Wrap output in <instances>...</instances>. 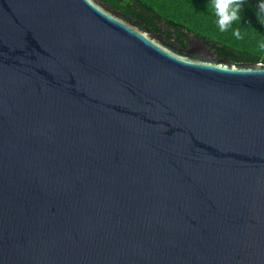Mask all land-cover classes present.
<instances>
[{"label":"water","instance_id":"95a60500","mask_svg":"<svg viewBox=\"0 0 264 264\" xmlns=\"http://www.w3.org/2000/svg\"><path fill=\"white\" fill-rule=\"evenodd\" d=\"M188 42L0 0V264H264V65Z\"/></svg>","mask_w":264,"mask_h":264},{"label":"trees","instance_id":"16d2710c","mask_svg":"<svg viewBox=\"0 0 264 264\" xmlns=\"http://www.w3.org/2000/svg\"><path fill=\"white\" fill-rule=\"evenodd\" d=\"M99 1L181 47L186 48L189 39H198L212 50L216 59L264 65V24L257 20L258 0H238L239 18L225 31L217 26L209 7L211 0Z\"/></svg>","mask_w":264,"mask_h":264},{"label":"clouds","instance_id":"9594fccd","mask_svg":"<svg viewBox=\"0 0 264 264\" xmlns=\"http://www.w3.org/2000/svg\"><path fill=\"white\" fill-rule=\"evenodd\" d=\"M209 7L216 17L220 31L227 30L239 18L240 4L238 0H211ZM257 20L264 24V0H258ZM234 34L239 36L238 32H234Z\"/></svg>","mask_w":264,"mask_h":264},{"label":"flooded vegetation","instance_id":"af4514ba","mask_svg":"<svg viewBox=\"0 0 264 264\" xmlns=\"http://www.w3.org/2000/svg\"><path fill=\"white\" fill-rule=\"evenodd\" d=\"M191 39H189L188 41H190ZM186 43H187V41H186ZM188 44H189V42L187 43V47L185 48V47H181L179 44H176L181 50H183V51H185V50H188L189 49V47H188Z\"/></svg>","mask_w":264,"mask_h":264},{"label":"rangeland","instance_id":"374dc122","mask_svg":"<svg viewBox=\"0 0 264 264\" xmlns=\"http://www.w3.org/2000/svg\"><path fill=\"white\" fill-rule=\"evenodd\" d=\"M193 43H194L193 41H192V42H190V45H189V46H193Z\"/></svg>","mask_w":264,"mask_h":264}]
</instances>
